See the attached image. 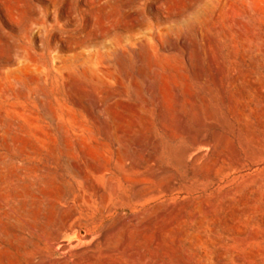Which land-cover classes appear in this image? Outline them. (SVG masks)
Here are the masks:
<instances>
[{
  "label": "rangeland",
  "instance_id": "rangeland-1",
  "mask_svg": "<svg viewBox=\"0 0 264 264\" xmlns=\"http://www.w3.org/2000/svg\"><path fill=\"white\" fill-rule=\"evenodd\" d=\"M103 232L115 264H264V0H0V264Z\"/></svg>",
  "mask_w": 264,
  "mask_h": 264
},
{
  "label": "bare ground",
  "instance_id": "bare-ground-1",
  "mask_svg": "<svg viewBox=\"0 0 264 264\" xmlns=\"http://www.w3.org/2000/svg\"><path fill=\"white\" fill-rule=\"evenodd\" d=\"M90 74V73H89ZM94 76V75H93ZM214 137V136H213ZM221 138V137H220ZM209 139V138H208ZM212 139V138H211ZM219 142V141H218ZM255 142V141H254ZM171 151V150H170ZM176 152V151H175ZM172 154V153H171ZM176 155L173 157L174 158V160L176 161V159L178 160L179 158H176L177 157V153H175ZM174 155V154H173ZM172 158V159H173ZM178 162V161H177ZM125 163H126V161H125ZM132 164V163H131ZM179 164V163H178ZM125 167V166H124ZM218 167V166H217ZM154 173V172H153ZM160 173V172H159ZM158 173V174H159ZM161 174V173H160ZM159 174V175H160ZM106 175V174H105ZM163 175V174H162ZM202 175V174H201ZM160 178V177H159ZM111 185V184H110ZM138 186V185H137ZM139 186H140V184H139ZM90 187V186H89ZM170 187V186H169ZM97 191V190H96ZM98 192V191H97ZM154 193H156V192H154ZM99 194H100V192H99ZM141 197V196H140ZM99 201L101 202V203H103V198H102V196H100V198H99ZM114 202V201H113ZM102 204H100V206H101ZM105 206V205H104ZM99 208H101V207H99ZM110 209V208H109ZM109 211V210H108ZM107 211V212H108ZM105 213V212H104ZM106 215V214H105ZM183 218V217H182ZM69 219V218H68ZM78 221V220H77ZM84 221V220H83ZM98 221V220H97ZM180 221V220H179ZM63 222H64V220H63ZM81 222V221H80ZM66 223H64V225H65ZM76 224V223H75ZM74 224V225H75ZM87 224V223H86ZM177 224V223H176ZM90 225V224H89ZM87 226V225H86ZM60 227H61V225H60ZM76 227V226H75ZM91 229V228H90ZM112 229V228H111ZM127 229H128V227H127ZM73 230V229H72ZM88 230H89V228H88ZM106 230V229H105ZM114 230V229H113ZM170 230V229H169ZM63 231V230H62ZM69 232V231H68ZM67 232V233H68ZM90 232V231H89ZM107 232V231H106ZM109 232H111V231H109ZM125 232V231H124ZM166 232V231H165ZM168 232V231H167ZM71 233H73V232H71ZM108 233V232H107ZM107 233H102L103 234V236H102V243H103V246H104V252H102L103 253V258L100 260V261H97V260H95V257H94V255L93 254H85L83 257H81V258H79V260L77 261V260H75V261H77V263L76 262H74V260L72 261V263L74 262L75 264H115L116 263V261H115V263L112 261V259L111 258H113V257H124V256H126V255H129V251L128 250H130V249H128L127 247L125 248L124 246H122V247H120V248H118V249H114L113 248V245L115 244V240H114V238L111 236H109ZM155 234H154V238H153V242H154V244H156V245H161V243H162V233L158 230V231H156V232H154ZM131 234V233H130ZM91 235H93L94 236V234H92L91 233ZM93 236H91V237H93ZM101 236V235H100ZM146 235H144V237H143V235H142V237H140V238H138V240L136 241L137 242V244L136 245H139V246H143L144 244H145V242H146V238H147V236H149V235H147L146 237H145ZM87 238H88V236H87ZM126 238H128V237H126ZM125 238V239H126ZM84 239V238H83ZM90 239V238H89ZM88 239V240H89ZM93 239V238H92ZM134 239V238H133ZM87 240V241H88ZM129 240H130V238H129ZM52 241L54 242V241H57V237H54L53 239H52ZM85 241V240H84ZM86 241V242H87ZM147 241H149V239L147 240ZM151 240H150V244H151V242H152ZM52 242V243H53ZM75 242V241H74ZM73 241L71 242V243H74ZM95 242V241H94ZM51 243V244H52ZM58 243V245L59 246H61V249L63 248V249H65L64 251H67L66 249H68V250H70L71 248H72V246L74 245H71V244H69V243H67V242H57ZM93 243V242H92ZM96 243V242H95ZM56 244V243H55ZM79 244V243H78ZM82 244H83V242H82ZM97 244V243H96ZM57 245V244H56ZM92 245V244H91ZM98 245V244H97ZM148 245V244H147ZM155 245V246H156ZM165 245V244H164ZM88 246V245H87ZM90 246V245H89ZM55 247V246H54ZM157 247V246H156ZM167 247V246H166ZM56 248V247H55ZM74 248V247H73ZM77 248V247H76ZM99 248V247H98ZM129 248H131V247H129ZM142 248H145V247H142ZM159 248H161V247H159ZM57 249V248H56ZM62 249V250H63ZM85 249V251H86V248H84ZM88 249V248H87ZM141 249V248H140ZM58 250V249H57ZM60 250V249H59ZM152 250V249H151ZM163 250V249H162ZM73 251V250H72ZM78 251H84L83 249H79ZM99 251V250H98ZM140 251V250H139ZM138 251V252H139ZM146 251V250H145ZM159 251V250H158ZM157 251V252H158ZM132 252V251H131ZM142 252V251H141ZM164 252H165V250H164ZM151 253V252H150ZM149 253V254H150ZM80 254H82V253H80ZM145 254H146V252H145ZM152 254V253H151ZM136 255V254H135ZM153 255H154V252H153ZM141 257V256H140ZM152 257V256H151ZM160 257H161V255H160ZM136 258H137V256H136ZM154 258V257H153ZM157 258V257H156ZM64 259V258H63ZM145 259H146V257H145ZM62 260V259H61ZM60 260V261H61ZM124 260V259H123ZM123 260H122V263H124L123 262ZM142 260V259H141ZM156 260V259H155ZM46 261V260H45ZM64 261V260H63ZM62 261V262H63ZM68 262V261H67ZM144 262H148V260L147 261H145L144 260ZM49 263V262H48ZM60 263V262H59ZM69 263V262H68ZM144 264H146V263H144ZM158 264V263H157Z\"/></svg>",
  "mask_w": 264,
  "mask_h": 264
}]
</instances>
